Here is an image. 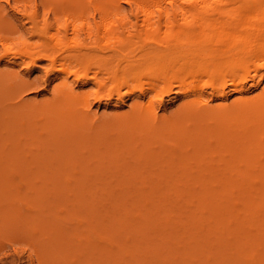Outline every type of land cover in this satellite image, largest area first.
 Listing matches in <instances>:
<instances>
[{"label":"bare ground","instance_id":"1","mask_svg":"<svg viewBox=\"0 0 264 264\" xmlns=\"http://www.w3.org/2000/svg\"><path fill=\"white\" fill-rule=\"evenodd\" d=\"M5 1L10 4V0ZM71 2V9L97 12L104 22L103 34L112 33L114 43L106 46L102 57L85 59L95 47L90 25L85 28L86 36H77V27L72 26L73 36L64 39L70 51L64 58L54 54V48L62 42L56 36L44 44L26 46L22 37L26 28L16 38L22 47L12 52L13 15L4 11L0 0V59L10 53L18 54L22 64L26 59L28 64L37 57L47 58L54 68L57 60L63 61L58 68L64 72L63 81L53 101L34 103L19 94L18 100L4 107L0 115V138L16 141L13 146L8 145L10 150L0 149V158H7V163L0 160L1 170L26 171L31 167L23 165L33 162L28 161L29 155L22 157L26 160L22 165L18 162L22 159L14 155L22 153L21 142L25 140L21 138H33L38 129L44 130V123L37 125L32 116L45 113L50 123L62 128V135L57 137L61 139H53L52 143L50 138L55 135H51V142H46L48 147V143L55 147L59 142V153L58 148L56 154L46 150L37 155L43 167L41 156L52 166L41 171L44 179L49 176L55 183L51 184L72 189L77 205H83L80 211L86 212L82 230L86 235L81 238L75 233L76 241L69 237L64 245L59 242V252L64 247L66 259L67 254H77L78 263L73 259L76 264H264V0ZM124 3L128 4L127 9ZM128 14L135 21L141 19L149 29L158 30L163 25L165 32L172 30L160 38L142 39L136 60L148 69H141L144 73L139 76H128L119 70L126 46L113 31L117 24L114 21L121 25L128 20ZM35 17L30 16L31 30L37 26ZM93 23L96 30L100 29L99 23ZM73 61L86 66L83 77L88 76L87 67L95 62L106 71L113 62L117 64L107 71L111 73L108 77L118 82L113 89L119 90L122 83L140 81L143 96L159 88L168 93L175 86L190 98L171 115L158 113L160 101L156 107L133 106L128 116L111 121L90 116L88 109L78 114L63 107V100L73 94V87L66 80L69 74L76 76L77 69L67 70L65 66ZM208 75L209 80H203ZM17 76L0 71V95L8 89L13 94L25 90L27 82ZM249 82L259 88L257 92L248 93ZM206 85L210 87L208 92ZM228 91L240 95L227 101ZM16 122L26 126L23 137L22 129L17 136L9 135L8 128ZM112 129L116 134L109 133ZM43 134L44 131L38 133L40 137ZM153 139L160 140L161 145L152 150L149 144ZM165 139L174 142L167 143ZM42 141L44 144V138ZM98 142H103L104 149ZM5 152L10 154L1 157ZM83 187L92 188V198L81 195ZM132 188L140 193H136L138 199L128 197L125 190ZM98 190L108 195L106 202L100 199ZM162 190H171L172 197L160 195ZM179 196H183L182 202ZM174 210L179 211V218H185L182 226L171 216ZM0 213L3 217V208ZM206 219L212 225L206 227ZM91 235L100 241L97 243ZM186 237L194 242L185 241ZM211 240L216 241L214 246ZM61 252L56 256H61Z\"/></svg>","mask_w":264,"mask_h":264},{"label":"rangeland","instance_id":"2","mask_svg":"<svg viewBox=\"0 0 264 264\" xmlns=\"http://www.w3.org/2000/svg\"><path fill=\"white\" fill-rule=\"evenodd\" d=\"M1 4L5 7V12L8 11L13 15V34L15 35V38L12 40V46H14V50L12 52H14L17 48L22 47V44L16 38L20 36V32L24 28H26V33H23L22 37L26 39V46L28 47L36 44H44L47 41H50V39L54 36L60 38L62 42L56 48H54L57 52H55V50L51 51L52 55L53 51L56 55L58 53L61 54L59 58H64L70 53V51L68 50V44L65 43L64 39L73 36V25H76L77 27V30L75 32L77 36H86L85 28H87V25L91 26V40L94 41L95 47L92 51H89V57L85 59L102 57L106 50V46L108 44L114 43L112 33L108 35L103 34L105 29V27L103 26L104 22L102 21V19L100 21V16L98 13L93 10L85 13L84 11L79 9H71V0L58 1L56 3L52 2L51 0H44V2L42 0H10V4H7L5 0H1ZM123 5L125 8L128 7V4L126 3H124ZM51 6H54L53 10L50 9ZM31 15H35V19L37 21L36 28H33L32 30L30 27ZM92 16L94 17V19L92 18ZM131 16L133 18L130 17V15L129 18L131 19L128 18V20L130 21H126L125 19V21L120 22L121 25L118 24V21H114L117 22V24L115 23L117 26L114 25L115 27L113 30L118 36H120V38L124 40L125 44L123 46H126L124 47L125 54L119 64V70H124L128 76L137 74L141 75L142 73H144V71L141 69H148V66L146 64L140 63L136 60V58L140 54L139 49L144 43L142 42V39L145 37L160 38L162 36H165V34L168 35V33L172 32V30L170 29H168L170 30V32H165V30L167 29L163 25L161 26L162 28L160 27V29L158 30L149 29L141 19H137L138 21H135L134 16ZM83 17L86 18V21ZM84 22H87V24H83ZM93 22H95V24L99 23L101 27H98V25L97 27L100 29L96 30V25H94ZM64 26H66V30H63ZM175 28L176 27L172 29L174 30ZM106 36H108L109 39H107ZM89 38L90 37H88V39ZM1 48L2 45L0 42V49ZM27 60L28 59H26V62H28ZM26 62L22 64L23 61L19 59L18 54L16 55L13 53H10L8 54V56H4L0 59V71L10 72L14 75L17 73L19 77L24 78L25 82H27L26 88L22 93L20 90H18L13 94L12 90L8 89L5 95H0V115L4 112V107H9L14 100L15 102L18 100L17 96L19 94L23 97L24 100L27 99L31 102L39 104H47L53 101L56 95H58L57 91L60 88V83L61 81H63L62 76L64 75V72L59 71L58 68L61 67L60 63H62L63 61L61 59L57 60L55 62L57 63L55 65V68L54 65H52L53 67L49 66L52 63L47 58L37 57L33 62H29L28 64ZM83 65L77 64L76 61H73L70 65L65 66L68 68L67 70L77 69L76 76L80 77L84 72V68L86 67H84ZM111 65L113 66L117 64L113 62ZM111 65L109 67L113 69L116 68V66L112 67ZM49 68L54 69L50 70ZM111 68L109 70H111ZM107 71L104 69H100L98 67V62H95L87 67V77L81 76L79 79H76V76H70L69 74L66 81H68V83L73 87V94L72 97L63 100V107L70 108L73 112H76L78 114L83 111L85 112L86 109H88L90 116L92 115L94 118L97 116L101 120L102 118H106L107 120L104 121H111L129 114L128 112L132 109L133 106L135 107L136 105L138 106L140 104H145L144 106L149 105L151 107H156L159 101L160 109H158V113L171 115L178 110V107L181 103L190 98L183 92L178 91L175 86H173V91L168 93H163L162 89L159 88L157 91H153L149 95L143 96L139 91L140 86L138 82L140 81H135L132 83H122L121 87H119V90L114 88L116 89V91H114L113 86H115V84L118 82L116 81V79L108 77V75L111 73H108ZM93 72L96 73L95 78H92L94 77ZM205 79L209 80V75L206 76V78H203V80ZM14 80H16V78H14ZM135 80H140V78H135ZM206 84H208L207 81ZM207 86L209 85H206V87ZM247 87H249L248 93L250 94L257 92L259 89L258 87L250 86V82L247 84ZM111 89H113V91L110 93V96H108V93L109 91H111ZM208 89L210 90V87L206 88V92L209 91ZM239 95L240 93L238 92L228 91L227 101H230L231 99ZM98 97H100V99H98ZM31 119L33 120L32 122L36 123L37 125L44 123V130L38 129L33 138H21L25 140L21 142L23 144V148L21 149L22 153H20L21 155L13 154L14 158L16 159V156L22 159V157L24 158V156L29 155L30 157L28 156V161L33 160V162L23 164L26 161L25 159H22V162L20 160L18 162L21 163L20 165L23 164L25 166L31 167L29 169H26V171L24 169L17 168L3 170L0 169V209L3 208V210L5 211L3 217H1L2 214L0 213V264H65V262L66 264H70L71 261V264H76L78 263V261H76L78 259V255H73V253L72 255L67 254L68 259H66V257H64V247L62 249V252L60 251L62 254L60 255L62 257L56 255H59L60 253L58 248H60L61 244L66 243L63 242L64 240L69 241L70 237L71 240L76 241L77 239L75 240L74 237L76 238L77 235L81 238L83 237V235H86V233L82 231L85 227L84 221L86 220H84V217L86 216V212L80 211L83 205L81 207L77 205L78 200L75 199L76 194H73L72 189L69 190L70 188H67L66 186L64 187L61 184L53 185L55 183L52 182L53 180L51 178H48L49 176L47 177V179H44V172L41 171H44L45 169H51L52 166L50 164H47L48 162L44 159V156H41L44 161L43 167L41 165L42 160L40 162V156L37 155H43L42 153L46 150L47 152L52 154L57 153L59 142L57 143L56 141V149L54 147L55 144L53 145L48 143V147L46 142L49 141L48 137L51 135L55 136L53 138H50V140L61 139L57 137H60V135H62V128L53 123H50V120L48 121L45 113L44 115H34L31 117ZM22 120L26 121V118H22ZM21 129L23 132V137L26 126H23L20 122H16V124L12 123V125L8 128V130H10L9 135L17 136L18 132H20ZM42 131H44V134L40 137L38 133ZM109 133L116 134L114 129H112ZM42 138H44V144ZM54 140L52 141V143H55ZM164 141L167 143L174 142L173 139H165ZM14 142H16L14 138H0V149L7 148L6 150H10L9 146H13ZM98 144H101V148L103 142H98ZM160 145V140L153 139L149 144V147L153 150ZM61 149L64 150V148ZM59 151L60 148L58 149V153ZM9 154L10 152H5L1 155V157H5ZM31 155L36 157L34 158ZM37 156L39 158V161L35 160ZM6 159L7 158H0V160L4 161V163H7L5 162ZM40 165L42 166L41 170H39ZM90 189L92 188L83 187L80 191L81 195H84L86 197L88 196L89 199L92 198L89 197L91 192ZM134 190L132 188L129 191H125H127L129 198L133 196L132 198L134 199L135 196V199H138V197L136 198V196L139 192H137V189L135 191ZM102 191L98 190L97 194L103 202H106V198L108 195H103L101 193ZM139 191L141 192V189ZM143 192L145 193L146 191ZM162 192L160 193V195L162 194L163 196L169 198L172 197L171 190H162ZM97 194L96 197H98ZM157 194L159 193H156L155 195L157 196ZM178 199L180 200V202H182L183 196H179ZM170 214L171 216H173V219L179 222L180 226H182L186 222L184 217L179 218V211L177 212V210H174ZM79 220L82 222V225H79ZM209 225H212V222L209 223L208 219H206V227ZM75 233L77 235H75ZM93 235H91L93 238H95L93 240L97 241L100 239L99 237L98 239H96V236ZM140 239L143 240V237H141ZM184 240L189 243L194 242L193 238L190 237H186ZM184 240H182V242ZM99 241H97V243ZM211 241L212 245L214 246L216 244V241ZM182 242L177 244L180 245L182 244ZM53 243L55 244V247H53ZM65 248L67 250L68 244ZM74 256H76L77 258ZM62 258L63 261H67L63 263L61 261ZM73 259H76L74 261L76 263L73 262Z\"/></svg>","mask_w":264,"mask_h":264}]
</instances>
